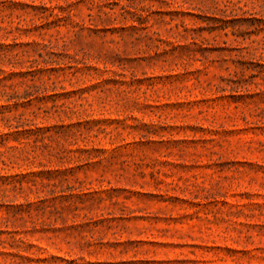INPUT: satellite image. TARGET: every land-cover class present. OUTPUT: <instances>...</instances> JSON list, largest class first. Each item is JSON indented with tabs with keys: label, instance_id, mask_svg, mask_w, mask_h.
<instances>
[{
	"label": "rangeland",
	"instance_id": "1",
	"mask_svg": "<svg viewBox=\"0 0 264 264\" xmlns=\"http://www.w3.org/2000/svg\"><path fill=\"white\" fill-rule=\"evenodd\" d=\"M0 264H264V0H0Z\"/></svg>",
	"mask_w": 264,
	"mask_h": 264
},
{
	"label": "trees",
	"instance_id": "2",
	"mask_svg": "<svg viewBox=\"0 0 264 264\" xmlns=\"http://www.w3.org/2000/svg\"><path fill=\"white\" fill-rule=\"evenodd\" d=\"M0 138H2V137H0Z\"/></svg>",
	"mask_w": 264,
	"mask_h": 264
}]
</instances>
